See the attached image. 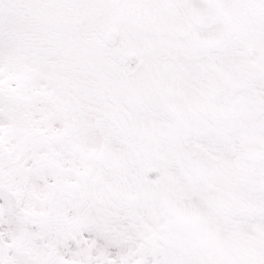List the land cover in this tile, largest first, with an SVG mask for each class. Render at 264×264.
<instances>
[{
  "label": "snow or ice",
  "instance_id": "1",
  "mask_svg": "<svg viewBox=\"0 0 264 264\" xmlns=\"http://www.w3.org/2000/svg\"><path fill=\"white\" fill-rule=\"evenodd\" d=\"M0 264H264V0H0Z\"/></svg>",
  "mask_w": 264,
  "mask_h": 264
}]
</instances>
